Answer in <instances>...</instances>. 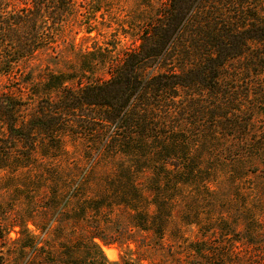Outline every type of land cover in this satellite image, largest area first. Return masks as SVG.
<instances>
[{
  "label": "trees",
  "instance_id": "trees-1",
  "mask_svg": "<svg viewBox=\"0 0 264 264\" xmlns=\"http://www.w3.org/2000/svg\"><path fill=\"white\" fill-rule=\"evenodd\" d=\"M21 1L24 6L11 7L0 0V74L13 73L23 60L52 47L71 6L70 0ZM140 40L137 48L108 62L106 79L82 75L76 86L68 83L75 82L72 73L50 70L39 81L29 74L32 93L41 95L27 116L23 98L0 93V168L69 158L67 136L75 126L74 134L97 143L88 150L89 159L121 165L129 184L115 191L128 207L141 208L146 194L137 175L150 173L157 186L151 204L163 210L172 204L161 197L163 183L206 178L209 160L249 158L255 149L244 123L252 117L229 88L253 66L261 64L264 73V51L253 47L255 42L264 45L260 9L251 0H168ZM238 61L245 66L234 67ZM81 65L85 75L97 63ZM188 89L190 94L183 96ZM239 125L244 128L234 129ZM219 126L223 131L215 129ZM11 140L22 144L15 149L21 153L11 150ZM61 178L68 179L61 195L86 192L77 181L80 175Z\"/></svg>",
  "mask_w": 264,
  "mask_h": 264
},
{
  "label": "rangeland",
  "instance_id": "rangeland-1",
  "mask_svg": "<svg viewBox=\"0 0 264 264\" xmlns=\"http://www.w3.org/2000/svg\"><path fill=\"white\" fill-rule=\"evenodd\" d=\"M7 1L11 7L25 5L21 0ZM167 1L70 0L57 41L23 60L13 73L0 74V93L23 98L27 116L41 95L32 93L29 74L39 81L50 70L72 73L75 82L68 83L76 86L82 75L85 80L109 78L108 62L138 47L140 33ZM251 2L264 15V0ZM253 47L264 51L261 42ZM84 61L97 63L93 72L86 71V77L81 69ZM233 66L241 68L245 63ZM261 68V64L253 66L229 88L245 115L252 117L244 124L252 133L251 145L260 151L245 161L209 160V174L197 181L163 183L161 197L172 202L169 208L161 210L151 204L157 186L150 173L137 175V184L147 197L142 198L141 208L128 207L115 191L129 184L121 175V165L89 159L88 150L97 143L93 137L74 134L75 126L67 136L69 158L50 165L35 162L31 167L0 168V264H264ZM191 91L181 93L187 97ZM2 126L0 118V133ZM215 129L223 131L224 127ZM9 145L21 153L15 150L21 143L11 140ZM67 175H80L77 181L86 192L61 195L58 191L68 181L61 177ZM150 187L153 194L148 192Z\"/></svg>",
  "mask_w": 264,
  "mask_h": 264
}]
</instances>
